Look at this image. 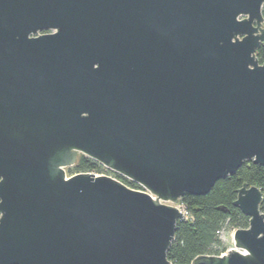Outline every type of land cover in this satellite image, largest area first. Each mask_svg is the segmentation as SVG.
Listing matches in <instances>:
<instances>
[{
  "label": "water",
  "instance_id": "1",
  "mask_svg": "<svg viewBox=\"0 0 264 264\" xmlns=\"http://www.w3.org/2000/svg\"><path fill=\"white\" fill-rule=\"evenodd\" d=\"M263 7L0 0V264H173L181 197L264 165ZM237 192L249 225L192 264H264L263 192Z\"/></svg>",
  "mask_w": 264,
  "mask_h": 264
},
{
  "label": "trees",
  "instance_id": "2",
  "mask_svg": "<svg viewBox=\"0 0 264 264\" xmlns=\"http://www.w3.org/2000/svg\"><path fill=\"white\" fill-rule=\"evenodd\" d=\"M264 16V7H263ZM260 61H264V44L257 51ZM99 161L80 154L77 162L70 167L73 173L82 171H103ZM127 185L143 189L139 183L115 171H106ZM244 182L256 184L263 192L261 209L264 211V165L245 160L233 174L220 178L206 194L185 193L180 203L187 211V218L179 220L176 238L172 242L168 257L173 264H192L200 254H221L226 250L219 238V231L228 224L233 228L247 227L249 216L234 204L237 190Z\"/></svg>",
  "mask_w": 264,
  "mask_h": 264
},
{
  "label": "rangeland",
  "instance_id": "3",
  "mask_svg": "<svg viewBox=\"0 0 264 264\" xmlns=\"http://www.w3.org/2000/svg\"><path fill=\"white\" fill-rule=\"evenodd\" d=\"M70 167L71 166L66 168L68 175L74 174L72 171H70ZM177 205H179L181 208L185 209L184 205L181 204L180 202ZM235 229L236 228L230 227V226H228V224H225L221 228V230L219 231V238H220L222 244L227 247L224 252H226L230 248L234 247L233 233H234Z\"/></svg>",
  "mask_w": 264,
  "mask_h": 264
},
{
  "label": "built area",
  "instance_id": "4",
  "mask_svg": "<svg viewBox=\"0 0 264 264\" xmlns=\"http://www.w3.org/2000/svg\"><path fill=\"white\" fill-rule=\"evenodd\" d=\"M104 167H105V169H104L103 171H88V172L94 173V174H96V175H100V174H108V173L106 172V171H108V170L113 171L112 169L108 168V167L105 166V165H104ZM108 175H112V174H108ZM112 176H114V175H112ZM114 177H116V176H114Z\"/></svg>",
  "mask_w": 264,
  "mask_h": 264
},
{
  "label": "flooded vegetation",
  "instance_id": "5",
  "mask_svg": "<svg viewBox=\"0 0 264 264\" xmlns=\"http://www.w3.org/2000/svg\"><path fill=\"white\" fill-rule=\"evenodd\" d=\"M53 31H54V29H44V30H40L39 33L44 34V33H50V32H53ZM31 35H33V34H31Z\"/></svg>",
  "mask_w": 264,
  "mask_h": 264
}]
</instances>
